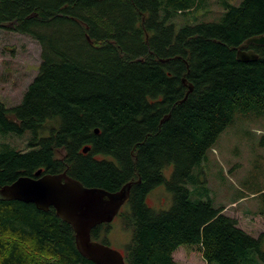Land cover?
Returning <instances> with one entry per match:
<instances>
[{"label":"trees","instance_id":"16d2710c","mask_svg":"<svg viewBox=\"0 0 264 264\" xmlns=\"http://www.w3.org/2000/svg\"><path fill=\"white\" fill-rule=\"evenodd\" d=\"M205 3L0 0V29L41 47L22 100L0 101V134L25 139L24 148L0 144V187L39 170L109 192L133 182L117 215L131 234L126 264H179V248L207 264H264V232L239 227L194 174L237 118L264 117V46H251L256 61L236 57L264 35V0H221L219 20L189 21ZM160 186L171 193L168 209L147 204ZM253 194L264 216V189ZM111 224L92 240L109 245ZM0 264L95 263L54 208L0 201Z\"/></svg>","mask_w":264,"mask_h":264},{"label":"rangeland","instance_id":"374dc122","mask_svg":"<svg viewBox=\"0 0 264 264\" xmlns=\"http://www.w3.org/2000/svg\"><path fill=\"white\" fill-rule=\"evenodd\" d=\"M239 4L241 0H228ZM221 0H206L199 12H191L189 21L214 22L223 12ZM179 23L183 19L178 20ZM41 47L32 38L0 29V101L7 106L18 104L29 84L38 73ZM11 143L24 148L25 139L0 134V144ZM170 168L166 169L168 176ZM199 182L208 185L216 207L224 206V214L237 220L239 227L254 236L264 232V216L260 200L254 191L264 189V117H243L222 133L217 144L208 152L207 160L196 167ZM169 177V176H168ZM190 189H193L189 186ZM243 195L244 198H240ZM172 196L165 186L156 187L147 196L154 209H168ZM108 234L109 246L125 253L131 234L123 229L120 218L112 222ZM179 264H207L199 252L179 248L173 255Z\"/></svg>","mask_w":264,"mask_h":264},{"label":"water","instance_id":"95a60500","mask_svg":"<svg viewBox=\"0 0 264 264\" xmlns=\"http://www.w3.org/2000/svg\"><path fill=\"white\" fill-rule=\"evenodd\" d=\"M249 45L264 46V35L247 39L236 48L237 60L253 62L259 55ZM188 86V93L193 86ZM98 133V131H96ZM90 147L83 149L87 153ZM133 182L117 192L101 188L85 187L66 173L43 174L36 177H20L12 184L0 187V201H20L33 204L38 210L48 212L54 208L57 216L70 224L75 232L78 252L95 264H126L123 253L109 245L92 240L91 232L98 225L111 224L128 201Z\"/></svg>","mask_w":264,"mask_h":264},{"label":"flooded vegetation","instance_id":"af4514ba","mask_svg":"<svg viewBox=\"0 0 264 264\" xmlns=\"http://www.w3.org/2000/svg\"><path fill=\"white\" fill-rule=\"evenodd\" d=\"M251 46H253V45H249L247 49H251Z\"/></svg>","mask_w":264,"mask_h":264},{"label":"crops","instance_id":"0c3cea01","mask_svg":"<svg viewBox=\"0 0 264 264\" xmlns=\"http://www.w3.org/2000/svg\"><path fill=\"white\" fill-rule=\"evenodd\" d=\"M249 233V232H248Z\"/></svg>","mask_w":264,"mask_h":264}]
</instances>
